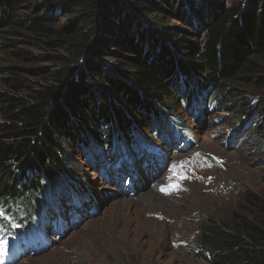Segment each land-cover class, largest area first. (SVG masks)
I'll use <instances>...</instances> for the list:
<instances>
[{"label":"trees","instance_id":"16d2710c","mask_svg":"<svg viewBox=\"0 0 264 264\" xmlns=\"http://www.w3.org/2000/svg\"><path fill=\"white\" fill-rule=\"evenodd\" d=\"M24 3L0 0V46L9 47L4 40L10 29L17 35L25 30L56 38L50 44L68 57L50 84L38 88L19 77L18 69L0 70L15 93L0 92V110L14 122L0 124V210L23 229L54 207L58 189L72 190L68 146L86 151L88 159L92 149L96 156L116 148L121 150L114 154H121L126 145L139 142L142 121L137 117L152 129L161 120L176 131V141L186 140L187 127L166 112L165 97L188 110L216 109L224 97L235 101L240 96L230 84L255 69L254 59L264 58V0L229 7L207 0L202 11L186 5L197 16L188 24L202 30L200 45L188 31L170 26L153 0H69L65 10L77 16L58 32L39 17L20 16ZM106 60L115 63L112 73L102 70ZM257 83L264 88V78ZM96 84H105V90ZM178 92L182 96L175 98ZM242 114L249 125L255 115L257 132L264 130V102L255 113ZM261 220L260 225L244 220L234 228L205 223L188 252L208 264H264V216ZM5 221L0 217V225Z\"/></svg>","mask_w":264,"mask_h":264},{"label":"rangeland","instance_id":"374dc122","mask_svg":"<svg viewBox=\"0 0 264 264\" xmlns=\"http://www.w3.org/2000/svg\"><path fill=\"white\" fill-rule=\"evenodd\" d=\"M68 1L26 0L19 15L39 17L58 32L77 16L65 10ZM214 1L229 7L242 0ZM153 2L164 9L161 12L170 26L188 31L189 39L200 45L202 30L188 24L197 16L186 5L202 11L207 0ZM18 33L12 34L10 29L4 40L9 47L0 46V70L18 69V76L34 88L50 84L68 54L50 44L56 38L34 36L25 30ZM104 62L103 72L115 71L112 60ZM252 62L255 69L230 84L240 96L235 101L224 97L221 107L195 106L189 111L176 99L165 97L166 112L170 110L187 127L184 135L189 145L182 139L176 141V131L171 133L160 119L152 129L137 117L142 121V133L135 147L125 146L131 164L126 172L122 166L116 167L119 160L106 157L104 164L105 155L96 156L92 149L88 159L86 151L68 146L76 195H57L54 204L59 214L54 225L43 232L40 242L27 245L28 251L17 254L11 241L1 242L5 249L0 251V264H208L188 252L196 247L201 226L214 222L234 228L244 220L260 225L264 216V130L257 132L259 118L251 116L249 125L248 116L242 113H255L264 102V88L257 83L264 78V58ZM2 76L8 75L0 71V92L15 94ZM96 86L106 88L105 84ZM215 91L210 89L208 97ZM180 96L178 92L175 98ZM8 118L0 110V124H14ZM114 150L120 151L109 149L107 153L112 156ZM107 164H113L112 171ZM114 172H119L118 179ZM66 198L71 199L69 206Z\"/></svg>","mask_w":264,"mask_h":264},{"label":"snow or ice","instance_id":"6c2138e0","mask_svg":"<svg viewBox=\"0 0 264 264\" xmlns=\"http://www.w3.org/2000/svg\"><path fill=\"white\" fill-rule=\"evenodd\" d=\"M161 191H165V189L162 188ZM2 250H3L2 247H0V251H2Z\"/></svg>","mask_w":264,"mask_h":264},{"label":"bare ground","instance_id":"6f19581e","mask_svg":"<svg viewBox=\"0 0 264 264\" xmlns=\"http://www.w3.org/2000/svg\"><path fill=\"white\" fill-rule=\"evenodd\" d=\"M153 186V185H152Z\"/></svg>","mask_w":264,"mask_h":264}]
</instances>
